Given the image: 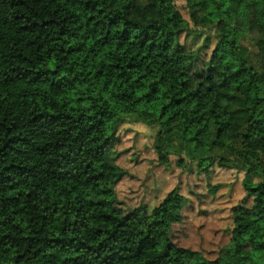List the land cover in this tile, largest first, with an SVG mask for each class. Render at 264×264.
I'll use <instances>...</instances> for the list:
<instances>
[{"label": "trees", "instance_id": "obj_1", "mask_svg": "<svg viewBox=\"0 0 264 264\" xmlns=\"http://www.w3.org/2000/svg\"><path fill=\"white\" fill-rule=\"evenodd\" d=\"M135 1L0 0V264H264V0L192 1L219 33L201 75L175 0ZM131 116L159 125L163 164L181 142L180 166L244 172L251 204L216 258L173 240L177 187L151 209L118 205L108 145Z\"/></svg>", "mask_w": 264, "mask_h": 264}, {"label": "rangeland", "instance_id": "obj_2", "mask_svg": "<svg viewBox=\"0 0 264 264\" xmlns=\"http://www.w3.org/2000/svg\"><path fill=\"white\" fill-rule=\"evenodd\" d=\"M193 0H175L183 16L190 22V30L182 32L178 41L189 52H195L191 72L201 75L210 62L212 52L219 40L216 28L202 27L193 18ZM145 0H136L140 5ZM200 12V13H199ZM260 35L247 32L241 39L248 50L251 62L260 69L261 56L258 48ZM110 139L107 160L121 169L114 190L118 205L129 212L139 207L153 208L176 187L185 196L183 220L173 226L172 238L181 245L201 251L214 259L219 250L231 239L234 226L233 210L251 204L243 187L244 172L214 166L209 172L200 171L195 164L187 167L178 164L184 152V144L177 142V152L170 156L169 164H163L155 150V138L160 131L158 124H146L131 116L120 119ZM249 180L258 182L259 177ZM220 185L216 193L213 186Z\"/></svg>", "mask_w": 264, "mask_h": 264}]
</instances>
